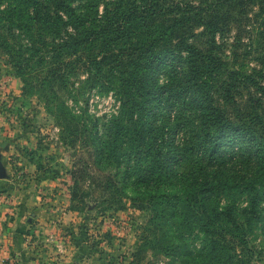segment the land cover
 <instances>
[{
    "label": "trees",
    "instance_id": "1",
    "mask_svg": "<svg viewBox=\"0 0 264 264\" xmlns=\"http://www.w3.org/2000/svg\"><path fill=\"white\" fill-rule=\"evenodd\" d=\"M196 1L0 0V50L13 75L41 98L53 93L49 99L54 101L56 83L64 86L79 68L88 71L91 84L116 93L121 111L105 130L112 145L130 137L127 156L133 164L126 159V170L140 173L143 187H135L143 196L133 203L146 198V231L153 236L141 239L142 248H156L163 239L158 250L168 257L188 254L201 264H250L241 254L258 215L255 196L243 216L235 207L222 205L217 188L222 168L210 161L229 149L232 156L238 138L253 144L257 128L264 130V54L258 59L260 69L246 71L244 63L232 68L218 40L235 31L234 48L239 49L248 34L251 43L245 52L251 54L258 33L261 47L264 30L258 29L264 21L260 24L256 5L264 12V0ZM168 72L174 80L160 85V76ZM244 91L249 96L239 112ZM218 96L231 111L216 104ZM156 107H163L165 120L173 110H189L194 119L180 116L178 121L184 122L170 128L171 137L164 140ZM181 126L193 130L178 141ZM187 152L196 156L191 168L185 164L192 159L185 157ZM144 171L182 182L173 183V191L154 192L155 178L146 180ZM112 187L110 181L105 190ZM71 198L73 203L78 200L75 193ZM193 235L203 243L198 252L175 246L176 238Z\"/></svg>",
    "mask_w": 264,
    "mask_h": 264
},
{
    "label": "rangeland",
    "instance_id": "2",
    "mask_svg": "<svg viewBox=\"0 0 264 264\" xmlns=\"http://www.w3.org/2000/svg\"><path fill=\"white\" fill-rule=\"evenodd\" d=\"M257 4L256 10L261 15L262 24L264 12L259 10V2ZM258 30L262 32L264 28ZM233 32L235 31L218 37L224 54L228 57L226 60L233 64L232 68H241L244 63L246 71L250 72L255 67L260 69L258 59L264 54V50L261 49L264 43L262 42L260 47L258 40L260 42L263 37L258 33L256 39L253 36L252 44L255 50L249 54L245 52L251 43L248 34H245L240 48L235 49ZM202 42L197 41L196 44L206 45ZM26 43L24 41V44ZM258 47L260 49H257ZM87 72L84 68H79L77 74L68 76L64 86L58 81L54 89L56 99L54 101L49 99L54 96L53 93L44 99L28 88L22 79L13 75L14 70L8 57L0 50V115H5L7 119H15L20 124L19 135L24 140V143L20 144H23L22 148L25 147L24 155H35L38 158L37 170L42 171V176L47 182L57 181L52 187L54 193H57L58 188L65 194L69 199L66 202L69 203L67 211L78 214L79 222H70L68 226L72 227L69 231L73 232L69 235L78 238L76 241L80 246L78 258L80 264H201L193 255L166 256L160 249L158 250L164 246L163 239L156 248L152 246L142 248L141 239H152L153 236L146 231L150 215L142 208L146 207L147 202H144L146 198L141 197L140 199L144 201L133 203V198L143 195H137L135 191V187L137 189L142 187L139 183L140 173L126 170V159L129 160V164H133L132 157L127 156L130 137L119 139L112 145L113 141L105 130V126L120 114L121 102L114 91H106L101 84H91ZM174 78L171 72L163 73L159 84L166 86ZM248 96L247 91H244L243 97L246 98H240L239 112L244 109ZM217 98L216 104L232 110L229 105L224 104L221 96ZM163 102L166 104L168 100ZM162 108L156 107L155 113L159 123L158 131L164 140L171 137L170 128L181 121H178L180 116L188 120L194 119V114L189 110L181 113L173 110L172 115L165 120ZM84 124L86 126L82 128ZM183 127L184 129L181 126L178 131V141L184 140L186 134L193 130V127ZM85 129L88 131L85 132ZM233 145L234 155H230L232 149H229L224 155H217L214 161H210L214 166L222 168L219 172L222 175L217 184L218 200L222 205L235 207L237 213L243 216L248 203L253 200L252 196H255L258 215L249 234V245L245 246L241 259L250 260V264H264L263 127L257 128L253 144L238 138ZM164 150L167 151L168 148ZM185 157L192 158L185 162L191 168L192 160L195 161L196 156L187 152ZM20 172H23L24 176L29 171L18 170V173ZM153 173L142 172L146 180L155 178L152 181L155 183L154 192L173 191V183L182 182L175 177L173 180L165 176L164 179H158L159 177L152 175ZM110 181L115 187L107 191L106 184ZM73 193L78 196L76 203H73L71 198ZM202 244V240L193 235L185 236L183 240L176 238L175 246H182L185 252L191 251L194 254Z\"/></svg>",
    "mask_w": 264,
    "mask_h": 264
},
{
    "label": "crops",
    "instance_id": "3",
    "mask_svg": "<svg viewBox=\"0 0 264 264\" xmlns=\"http://www.w3.org/2000/svg\"><path fill=\"white\" fill-rule=\"evenodd\" d=\"M11 119L0 115V157L6 169L0 179V264H80L78 238L69 235L68 226L79 222L78 214L67 211L65 194L58 188L54 193L57 181L47 182L37 170L38 158L24 155L20 124ZM24 169L27 175L18 173Z\"/></svg>",
    "mask_w": 264,
    "mask_h": 264
},
{
    "label": "water",
    "instance_id": "4",
    "mask_svg": "<svg viewBox=\"0 0 264 264\" xmlns=\"http://www.w3.org/2000/svg\"><path fill=\"white\" fill-rule=\"evenodd\" d=\"M6 177V169L3 166L2 158L0 157V179Z\"/></svg>",
    "mask_w": 264,
    "mask_h": 264
}]
</instances>
